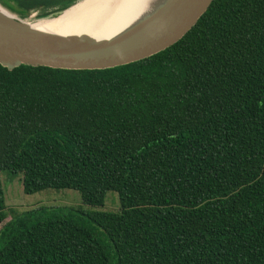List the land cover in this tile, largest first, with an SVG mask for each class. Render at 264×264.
I'll return each mask as SVG.
<instances>
[{
	"label": "trees",
	"instance_id": "trees-1",
	"mask_svg": "<svg viewBox=\"0 0 264 264\" xmlns=\"http://www.w3.org/2000/svg\"><path fill=\"white\" fill-rule=\"evenodd\" d=\"M77 1L0 4L47 18ZM2 173L91 209L4 223L0 179V264H264V0H213L179 41L120 67L0 65ZM109 192L119 211L96 210Z\"/></svg>",
	"mask_w": 264,
	"mask_h": 264
},
{
	"label": "water",
	"instance_id": "water-1",
	"mask_svg": "<svg viewBox=\"0 0 264 264\" xmlns=\"http://www.w3.org/2000/svg\"><path fill=\"white\" fill-rule=\"evenodd\" d=\"M212 1L163 0L152 13L108 39L39 31L28 21L30 15H17L0 4L16 16L9 18L0 13V65L9 69L26 65L62 70H105L128 65L179 41Z\"/></svg>",
	"mask_w": 264,
	"mask_h": 264
},
{
	"label": "bare ground",
	"instance_id": "bare-ground-1",
	"mask_svg": "<svg viewBox=\"0 0 264 264\" xmlns=\"http://www.w3.org/2000/svg\"><path fill=\"white\" fill-rule=\"evenodd\" d=\"M162 2L163 0H79L59 17L28 21L33 28L43 32L87 34L96 39H108L152 13ZM0 13L16 18L1 6Z\"/></svg>",
	"mask_w": 264,
	"mask_h": 264
},
{
	"label": "rangeland",
	"instance_id": "rangeland-1",
	"mask_svg": "<svg viewBox=\"0 0 264 264\" xmlns=\"http://www.w3.org/2000/svg\"><path fill=\"white\" fill-rule=\"evenodd\" d=\"M36 14V12L31 13L28 20H37ZM0 179L5 194V206L7 214V219L4 223L10 221L12 217L19 213L40 206H63L76 209L82 208L83 210L91 209L82 205L79 193L73 190L47 189L32 195H25L23 193L21 175L10 177L7 175V173H2L0 175ZM96 210L113 213L118 212L119 202L117 194L109 192L106 196L104 206Z\"/></svg>",
	"mask_w": 264,
	"mask_h": 264
}]
</instances>
